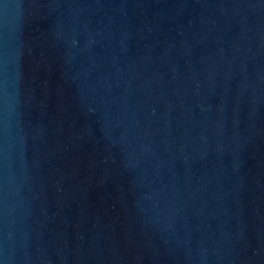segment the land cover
Instances as JSON below:
<instances>
[{
    "label": "water",
    "instance_id": "95a60500",
    "mask_svg": "<svg viewBox=\"0 0 264 264\" xmlns=\"http://www.w3.org/2000/svg\"><path fill=\"white\" fill-rule=\"evenodd\" d=\"M0 264H264V0H0Z\"/></svg>",
    "mask_w": 264,
    "mask_h": 264
}]
</instances>
